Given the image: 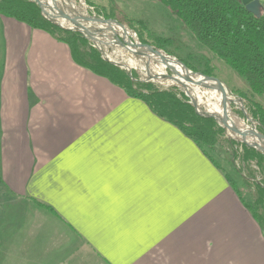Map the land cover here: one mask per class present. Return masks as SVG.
I'll list each match as a JSON object with an SVG mask.
<instances>
[{
    "label": "crops",
    "instance_id": "obj_1",
    "mask_svg": "<svg viewBox=\"0 0 264 264\" xmlns=\"http://www.w3.org/2000/svg\"><path fill=\"white\" fill-rule=\"evenodd\" d=\"M230 183L64 43L0 18V264H264Z\"/></svg>",
    "mask_w": 264,
    "mask_h": 264
},
{
    "label": "trees",
    "instance_id": "obj_2",
    "mask_svg": "<svg viewBox=\"0 0 264 264\" xmlns=\"http://www.w3.org/2000/svg\"><path fill=\"white\" fill-rule=\"evenodd\" d=\"M159 1L169 9L172 16L180 20L181 29L193 42L243 81L247 90H233L231 93L244 100L247 117L257 122V131L264 134V14L255 18L239 0ZM98 17L113 20L112 16L101 13H98ZM0 18L11 19L32 30L43 31L64 43L74 64L108 80L129 98L144 103L153 115L178 129L214 163L209 152L224 138L225 130L213 119L199 116L180 89H163L151 82H140L134 72H127L106 62L100 52L80 34L61 29L44 19L32 0H0ZM136 24L137 27L130 23L129 29L136 34L142 45L162 50L192 73L215 78L213 67L207 59L190 54L179 58L176 49H171L172 39L155 36L147 31L142 21H136ZM235 113L242 119L245 117L240 109ZM225 140L228 144L238 145L234 141ZM240 147L242 154L239 157L243 169L237 170V174L252 191V201L242 203L264 231V178L256 182L254 174L248 171L249 163L254 162L263 173L264 157L243 144ZM238 154L236 151L233 157H238ZM230 186L240 199L241 194L235 185L230 183Z\"/></svg>",
    "mask_w": 264,
    "mask_h": 264
},
{
    "label": "rangeland",
    "instance_id": "obj_3",
    "mask_svg": "<svg viewBox=\"0 0 264 264\" xmlns=\"http://www.w3.org/2000/svg\"><path fill=\"white\" fill-rule=\"evenodd\" d=\"M43 1L50 4V0ZM53 2L55 3L57 9L71 17L79 18V16H83L89 19L102 20L103 18L98 17V13L106 16H112V21L120 23L121 26L130 31L132 39L131 43L140 42L136 34L129 29V25L132 23L136 26V21H142L147 27V31L154 33L155 36L172 39L173 45L171 46V49H176V55L179 58H184L189 54L193 57H204L210 62L211 67H213L215 78H217L224 85L229 97L235 101L234 103H230L228 105L230 117L235 126L239 129L253 130L256 131L257 134H263L257 131V122L251 121L249 117H244L242 119L235 113V111L240 108L239 99L242 101V105H244V100L233 95L231 91L238 90L245 92L247 89L243 81L223 63L213 58V56L206 50L198 46L196 42H193L190 36L181 29L182 23L180 20L172 16L169 9L163 6L159 0H67V2L63 3L68 9L69 3L77 4L79 7L78 13L72 9L66 11L65 9L60 8L57 4V0H53ZM58 23L65 29L71 28V25L67 22L62 23V21L59 20ZM83 25L96 27V29L101 30L102 34L108 35L106 38L100 39L102 42L101 45L90 43L97 50L101 49L104 54V58L108 61L124 67L129 72H134L140 82H143L147 79L148 75H151L162 77V79L157 82H151L158 87L167 89L172 85H175L167 78L173 76V74L166 66H171L178 74L172 63L166 64L163 62L164 64L162 67L160 63L146 57L144 58L143 56L132 55L127 50L122 49L121 44L114 38H117L120 41H123V39L117 35H112L107 28H101L100 26L94 25L88 21L83 22ZM110 30L114 29L111 28ZM160 52L163 55L179 62L176 58L165 54L162 50H160ZM172 62L175 61L172 60ZM179 64L181 65L180 62ZM185 86L188 88L187 92L182 91L181 89L180 90L186 95H190L193 105L199 108L200 111L207 112L206 103H204L205 99L201 98V100L198 101L196 98V96H202L204 90L199 89L197 86ZM224 133V138L221 139L214 149L209 152V155L213 162L226 174L231 183L235 185L236 190L239 191L243 199L251 202L252 191L244 185L241 177L237 174V170L243 169V164L241 162V158L239 157V155L242 154L240 147L242 143L227 131ZM225 139L228 141H234L238 145L228 144ZM236 151L239 154L238 157L234 158L233 153L235 154ZM248 171L250 173L252 172V175L254 174L256 182L264 178V172L261 173L257 166H255L254 162L249 163ZM2 239L3 238L0 236V246L4 245V241H2ZM5 262H8V260L6 259Z\"/></svg>",
    "mask_w": 264,
    "mask_h": 264
},
{
    "label": "water",
    "instance_id": "obj_4",
    "mask_svg": "<svg viewBox=\"0 0 264 264\" xmlns=\"http://www.w3.org/2000/svg\"><path fill=\"white\" fill-rule=\"evenodd\" d=\"M32 1L38 6V8L40 10V13H41V15H42V17L44 19H46L47 21L57 25L61 29L72 31V32H76V33L80 34L83 38H85L87 41H89L91 43H96L97 45H101L99 43L100 39L106 38L108 36V35H104V36L103 35H99V36L98 35H94L93 33H91V28L90 27L83 25V23L77 22L75 19L69 17L67 14H65L66 22L71 25V28L65 29V28L62 27V25H60L58 23V21H55V20L45 16V14L42 11L41 5H40V0H32ZM239 1H240L241 5L245 8V10L248 13L253 15L255 18H260L261 14H262V5L260 3V0H239ZM59 13L61 14L60 11H59ZM91 20H93V21L97 20V21H101V22H106V21L115 22V21H112V20H103V19L102 20H100V19H91ZM115 23H117V22H115ZM114 39L121 44V46H122L121 48L122 49L127 50L132 55L143 56L144 58H145V56L147 57V56H150V55L156 56V57L160 58L161 60H163L164 63H166V64L171 63L172 60H174V59H172L170 57H167L166 55H163L159 50H156V49H154V48H152L150 46H145V45H142L140 43H125L123 41L118 40L117 38H114ZM98 50H99L101 56L104 58V56H103L104 54H103L102 50L101 49H98ZM104 60L106 62H108V63L120 68V69H123V70L127 71V69H125L124 67H122V66H120V65H118L116 63L108 61L105 58H104ZM174 61H176V60H174ZM177 63H179V62H177ZM166 67L173 74V76L167 77L169 80H171L175 84V85H172L171 87H175V88L181 89L182 91L187 92L188 88L185 85L198 86V84H194L190 79H186L184 77H181V76L177 75V73L174 71V69L171 66L170 67L166 66ZM185 70H186L187 73H191L193 75H197L195 73H192V72L188 71L186 68H185ZM127 72H129V71H127ZM198 75H200L201 80H210L219 88V90L222 92V96L224 97V100L222 101L221 104H222L223 109H225V107L227 106V102H226V93H227V91H226L224 85L217 78L210 77V76H203L201 74H198ZM161 79H162V77H160V76L156 77V76L148 75L147 79H145L143 82H146V83L147 82H157L158 80H161ZM185 96L189 99V104L191 105L193 110L199 116L204 117V118L213 119L225 131H228L229 127L232 128L233 131L230 132V134L233 135L234 137H238V138H246V137L255 138L256 137V135H254V133L251 130L239 129V128H237L235 126V124L232 121H230V123L232 125L229 126L228 123H224V122L220 121L215 115L209 113L208 111L207 112L200 111L199 108H197L195 105H193L190 95H186L185 94ZM239 103H240V108L239 109L242 111L244 116L247 117V115L245 113V110H244V106L242 105V101L240 99H239ZM224 119L228 120L226 111L224 112ZM257 136H259L260 138L264 139V135L263 134H257ZM239 142H241V141H239ZM241 143L243 145L249 147V148H252V149L256 150L257 152L261 153L264 156V150L262 148H257L255 146L248 145V144H246L244 142H241Z\"/></svg>",
    "mask_w": 264,
    "mask_h": 264
},
{
    "label": "bare ground",
    "instance_id": "obj_5",
    "mask_svg": "<svg viewBox=\"0 0 264 264\" xmlns=\"http://www.w3.org/2000/svg\"><path fill=\"white\" fill-rule=\"evenodd\" d=\"M57 1H58L57 4H58V6H60V8L65 9L66 11L69 9H72L76 13H78L79 7L77 6V4L69 3V9H68L63 4L64 2H67V0H57ZM40 5H41L42 11L46 17L51 18L55 21L60 20V21H62V23L66 22L65 14L62 11H60L59 9H57L53 0H50V4L46 3L43 0H40ZM59 11L61 12V14L59 13ZM69 17H71V16H69ZM71 18L75 19L77 22H80V23L88 21L94 25L100 26L101 28H107L112 35H117V36L121 37L125 43H131L132 39H131L130 31H128L127 29H125L123 26H121L118 23L111 22V21H106V22H101V21H97V20L93 21V20H91L87 17H83V16H79V18L78 17H71ZM90 28H91V33H93L94 35H98V36L103 35L104 36V34L101 33V30L96 29V27L90 26ZM111 28L114 30H110ZM99 43L102 44L101 41H99ZM146 58L160 63L161 66L163 67L164 61L161 60L160 58H158L156 56H152V55L147 56ZM175 62H171V63L175 67V69L177 70V72H178L177 75L184 77L186 79H190L194 84H198L197 87H199V89L204 90V92L202 93V96H196L197 100L200 101L201 98L205 99L204 103H206L207 111L209 113L215 115L220 121H222L224 123H228L229 126L232 125L230 123V121L233 122V120L230 117L228 105L230 103H234L235 101L231 97H229L228 93H226L227 106L225 107V109H223L221 103L224 100V97L222 96V92L219 90V88L212 81L201 80L200 75H198V74L193 75L191 73H187L185 68L182 65L181 66L183 68L180 66L179 63L176 62L177 63L176 64ZM225 111H226L228 120L224 119V112ZM232 131H233V129L229 127L227 132L230 133ZM251 131L254 133V135H256L255 138H252V137H249L250 139L248 137H246V138L235 137V138L241 142L248 144V145L255 146L257 148H262L264 150V139L257 136L256 131H253V130H251Z\"/></svg>",
    "mask_w": 264,
    "mask_h": 264
}]
</instances>
